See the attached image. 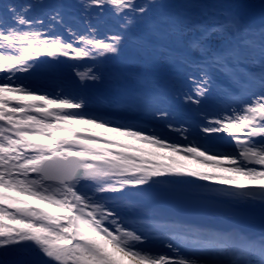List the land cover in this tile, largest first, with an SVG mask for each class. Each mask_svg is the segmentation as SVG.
I'll return each instance as SVG.
<instances>
[{
    "label": "snow or ice",
    "instance_id": "obj_1",
    "mask_svg": "<svg viewBox=\"0 0 264 264\" xmlns=\"http://www.w3.org/2000/svg\"><path fill=\"white\" fill-rule=\"evenodd\" d=\"M0 264H264V0H0Z\"/></svg>",
    "mask_w": 264,
    "mask_h": 264
},
{
    "label": "rangeland",
    "instance_id": "obj_2",
    "mask_svg": "<svg viewBox=\"0 0 264 264\" xmlns=\"http://www.w3.org/2000/svg\"><path fill=\"white\" fill-rule=\"evenodd\" d=\"M214 135L225 136V139H226V140L228 139L227 135H226V134H223V133H220V134H214ZM191 167L196 168L197 166H196V165H192ZM198 170H204V169H198ZM208 171H211V170L209 169ZM241 182H242V183L245 182V181L243 180V178H241ZM205 183H209V184H211L212 182H205Z\"/></svg>",
    "mask_w": 264,
    "mask_h": 264
}]
</instances>
